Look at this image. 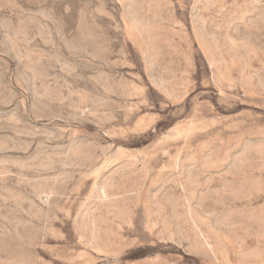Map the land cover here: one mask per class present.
Returning <instances> with one entry per match:
<instances>
[{
    "label": "rangeland",
    "instance_id": "374dc122",
    "mask_svg": "<svg viewBox=\"0 0 264 264\" xmlns=\"http://www.w3.org/2000/svg\"><path fill=\"white\" fill-rule=\"evenodd\" d=\"M0 264H264V0H0Z\"/></svg>",
    "mask_w": 264,
    "mask_h": 264
}]
</instances>
